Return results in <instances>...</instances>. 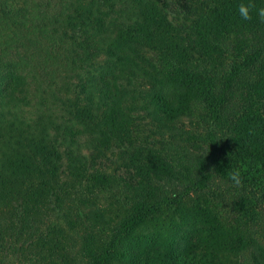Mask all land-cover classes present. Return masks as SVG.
<instances>
[{
	"label": "trees",
	"instance_id": "obj_1",
	"mask_svg": "<svg viewBox=\"0 0 264 264\" xmlns=\"http://www.w3.org/2000/svg\"><path fill=\"white\" fill-rule=\"evenodd\" d=\"M241 3L0 0V264H264V0L251 20ZM156 134L205 149L173 193L156 186ZM82 181L126 188L113 208L84 197L68 212ZM174 210L195 221L140 238Z\"/></svg>",
	"mask_w": 264,
	"mask_h": 264
},
{
	"label": "rangeland",
	"instance_id": "obj_2",
	"mask_svg": "<svg viewBox=\"0 0 264 264\" xmlns=\"http://www.w3.org/2000/svg\"><path fill=\"white\" fill-rule=\"evenodd\" d=\"M170 12L172 15L174 14V18H178L180 22H185L182 21L183 20L182 18L183 17L185 18L188 12L184 13V9L182 8V5L178 3L172 4ZM197 112L198 111L195 112L193 111V113L191 112L192 123L187 125L188 122H186L185 125H187V127L191 129V131L194 130L195 132L200 133L201 130L203 129V126L198 121L199 118ZM147 127L151 130L152 132L151 134L157 132L154 130V128L150 126V124ZM149 135H150L149 133H145L143 129H141V131L137 134L135 139L140 140ZM150 138H151L150 141L153 142V145L155 147V151H159V156H161L163 161L169 163L168 173L165 172L164 179L160 180L159 182L156 181L157 182L156 186L159 188V190L169 191L170 193H173L174 191H177L180 188L184 187L187 184V181L185 180L186 173L183 169L182 163H188L189 165H191V167H194L197 164V162L200 160L199 156H201V154L204 153L205 149H198L197 146L198 144H191L190 146L184 145V143L181 140H174V139L171 140L168 136H164V135L160 136L156 134L151 136ZM136 144H138V141ZM113 145L115 146L114 150H116V152H118L123 148L121 146H118L117 144H113ZM69 185H73V187L75 188L73 189L74 192L72 193L70 198V200H72V203L69 202L68 206L65 207L66 211L68 212H72V210L78 209L77 203H80V200L83 199L84 197H86L87 200L94 202V204L96 203V205L102 204L104 206L112 207L115 201L119 199V197H122V192L126 188L124 187V185L118 187L119 190H122L121 193H119L120 191H118L117 188L115 190H107V189L98 190L97 185H94L93 182L91 181L88 182L82 181L81 184L79 182H77L76 184H73L71 182ZM212 204L213 205L211 206V208L221 218L222 223L227 222L229 220L231 221L232 212H231V204L229 200H222V201L216 200ZM120 205L121 206L118 208V210L116 208L114 217H122L125 214L126 212L125 206H123L122 204ZM171 220H175L178 226L183 225L186 221V225L180 227L181 229L184 230L187 228L188 223L195 221L193 216H191L188 213H185L182 210H174L169 213L167 212L155 222L152 221L148 226L141 227L139 230L140 238L145 237V235L148 234L149 232L152 233L154 232L157 233L158 235L161 232H163L165 235H170V236H172L173 234L176 236V233L177 235H180L181 232H178L179 227L176 228L174 231L173 229L168 228L167 225H169ZM98 230L101 231L104 230V228L100 227L98 228ZM77 261H75L74 264H78ZM241 264H252L251 258L249 257L248 254H246L245 257L241 259Z\"/></svg>",
	"mask_w": 264,
	"mask_h": 264
},
{
	"label": "clouds",
	"instance_id": "obj_3",
	"mask_svg": "<svg viewBox=\"0 0 264 264\" xmlns=\"http://www.w3.org/2000/svg\"><path fill=\"white\" fill-rule=\"evenodd\" d=\"M255 7L256 6L254 3H252V0H249V3H247V4L241 3L238 6V12H239L241 18L244 20H251L252 16L250 13ZM256 14L259 17L260 21L264 22V7H260L258 9H256ZM242 172H243V170L241 168L233 169L230 172L229 178L231 179L234 186L239 187L242 185V183H243Z\"/></svg>",
	"mask_w": 264,
	"mask_h": 264
}]
</instances>
